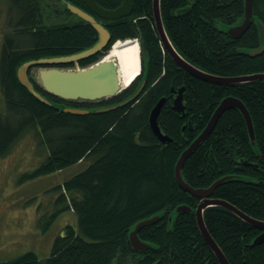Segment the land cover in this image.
Returning <instances> with one entry per match:
<instances>
[{
    "label": "trees",
    "instance_id": "1",
    "mask_svg": "<svg viewBox=\"0 0 264 264\" xmlns=\"http://www.w3.org/2000/svg\"><path fill=\"white\" fill-rule=\"evenodd\" d=\"M70 1L92 12L84 0ZM254 1L252 24L238 38L225 27L244 19V0H161V16L175 48L196 67L218 76L251 75L264 72V51L249 54L251 48L261 45L256 21L264 23V0ZM56 2L77 20L45 24L43 0H9L8 22L14 31L4 37L0 59L4 99L0 103V154L8 153L30 129L47 152L46 159L28 173L31 178L88 160L86 167L56 187L61 209L73 210L77 223L66 225L55 237L49 256L40 259L30 250L0 260V264H220L196 221L195 209L201 199L179 185L175 165L221 99L240 98L254 121L255 145L242 112L227 109L211 135L190 154L182 174L196 188L209 187L226 177L215 187L213 197L226 199L264 220V79L216 84L195 77L163 48L155 27L153 0H133L134 10L127 17L103 19L96 15L110 29V42L78 62L87 66L105 55L119 38L138 36L142 38L143 66L131 86L100 100H63L47 94L32 80L44 94L66 106H111L132 96L146 78L142 94L129 104L100 113L75 114L55 108L22 85L17 77L19 65L34 57L75 53L98 41V32L88 21L73 14L64 2ZM97 2L117 8L122 0ZM54 11L60 13L57 8ZM183 85L185 114L173 108L171 95L172 87ZM162 97L167 99L158 121L163 133L173 138L168 143L155 135L149 124L150 112ZM181 204L191 210L177 211ZM204 211L208 230L230 264H264V241L253 244L263 232L261 228L227 207L214 205ZM150 216L159 218L138 233L150 247L137 250L130 242L129 230Z\"/></svg>",
    "mask_w": 264,
    "mask_h": 264
},
{
    "label": "water",
    "instance_id": "2",
    "mask_svg": "<svg viewBox=\"0 0 264 264\" xmlns=\"http://www.w3.org/2000/svg\"><path fill=\"white\" fill-rule=\"evenodd\" d=\"M52 1V0H50ZM53 1H62L65 3L67 9H69L73 14L75 13L81 19L88 21L94 30L98 32L97 42L93 45L87 47L86 49H82L76 51L75 53L65 54V55H54V56H44V57H34L33 59H28L22 62L17 69V77H19L22 85L29 89V91L39 98L45 104H49L55 108H62L64 111H70L75 114H87L90 111L93 112H101V111H109L111 109L120 108L126 104L133 102V100L137 99L141 94L143 89L146 86V78H143L142 83L138 87V89L134 92V94L124 100L122 102L112 104L111 106H100L99 108H85V107H74V106H66L62 102L52 100L48 95L44 94L41 90H39L35 86V82L42 87L43 91L49 95L54 97H59L63 100H100L101 98H109L111 96L117 95V93L121 92L123 89L128 88L129 86H124L120 83L117 72V63L112 58L106 59L105 57L98 59L88 66L85 67H75L71 68L66 66L68 64H79L80 60L87 59V57L91 55L97 54L99 51H102L110 42L111 39V31L108 29L100 18L103 19H118L121 17L129 16L133 10V0H122L121 4L118 5L117 8H106L100 5L97 0H84L88 7L92 10L90 12L87 9H84L73 3L70 0H53ZM161 0H153V16L155 20V27L157 29L159 38L165 48H167L168 54L174 59L178 65L187 70L189 73L194 75L195 77H199L205 81H211L216 84H231V83H242V82H252V80H263V73H252L251 75H241V76H222L216 75L210 72H206L205 70L196 67L193 65L187 58H184L177 48L173 45L171 38L169 37L166 26H164L163 16H161ZM245 1V15L244 19L236 25H228L225 27V30L228 34L233 37H240L243 33L250 27L252 24L253 17L255 16L254 12V0H244ZM96 15L100 18H97ZM260 33V41L261 45L256 48H251L249 54L251 55H259L264 51V23L257 19ZM141 60V55H140ZM142 63V60H141ZM66 66V68H65ZM34 67H37L36 78L30 76V72ZM132 85V84H131ZM130 85V86H131ZM186 87L179 86L178 88H171V91L176 93V97L173 100V108L176 111H179L185 114V103L184 101V93ZM167 97L160 98L155 106L152 108L150 112L149 124L152 127V130L155 135H157L163 142L168 143L173 140L171 136L163 133L161 125H159L158 117L160 112L165 105ZM239 109L244 115L245 121L247 122V128L249 132V136L251 142L255 145L256 140V132L254 129V121L252 120L250 110H248L245 102L240 98L231 95L225 96L221 99L219 105L213 111V114L210 117V120L207 122V125L200 131L199 135L196 136L189 145L182 151L179 156V160L175 165V173L176 179L178 180L179 185L186 191L193 193L197 197L201 199V202L198 204L196 211V221L198 222V227L200 233H202L205 241L209 244L213 253L217 256L220 264H230L228 257L224 254L221 246L215 239L213 238L211 232H209L207 224L204 220L205 209L209 206L220 205L223 207H227L232 210L235 214L241 217L246 222H249L253 226L257 228H261L263 230L262 233L259 234L253 240V244H260V242L264 241V220L256 219L246 214L244 211L239 209L237 206H234L228 200L220 199L217 197H213L215 187H217L224 178L216 180L209 187L196 188L190 185L186 179H184L182 174V167L185 162L189 158L190 154L194 152L201 143L211 135V131L217 125L218 120L221 115L227 109L232 108ZM189 124H191L189 122ZM191 210V207L186 204L179 205L176 210ZM159 218V216H150L146 219L139 220L134 226L129 230L128 236L132 246L139 249H146L150 247V244L144 241L141 236L138 235L139 230L149 225L150 222H154Z\"/></svg>",
    "mask_w": 264,
    "mask_h": 264
},
{
    "label": "rangeland",
    "instance_id": "3",
    "mask_svg": "<svg viewBox=\"0 0 264 264\" xmlns=\"http://www.w3.org/2000/svg\"><path fill=\"white\" fill-rule=\"evenodd\" d=\"M47 3L43 0L45 24L57 22L64 25L77 20L66 13L60 3L52 1L48 6ZM8 5L9 0H0V59L4 37L14 31L8 22ZM55 8L60 13H56ZM119 41H115L101 58L109 55ZM142 54L141 49V60ZM72 66L69 67L77 68V65ZM37 70L34 67L30 75L36 78ZM3 100L0 91L1 105ZM34 133L33 130H26L8 153L4 156L0 154V260L18 257L30 250L35 251L40 259L45 258L52 251L55 237L65 231L64 227L77 223L73 210L61 209L56 187L61 180L80 172L89 161L82 160L58 172L31 178L28 173L37 168L47 154Z\"/></svg>",
    "mask_w": 264,
    "mask_h": 264
},
{
    "label": "bare ground",
    "instance_id": "4",
    "mask_svg": "<svg viewBox=\"0 0 264 264\" xmlns=\"http://www.w3.org/2000/svg\"><path fill=\"white\" fill-rule=\"evenodd\" d=\"M119 40V43L114 46L112 52H109L110 54L105 58H112L116 61L120 83H122L124 86H130L132 82L142 73V63L140 60L141 49H139V40L136 38H128L125 41L123 39ZM163 48L165 47L163 46ZM165 50H167V48Z\"/></svg>",
    "mask_w": 264,
    "mask_h": 264
},
{
    "label": "flooded vegetation",
    "instance_id": "5",
    "mask_svg": "<svg viewBox=\"0 0 264 264\" xmlns=\"http://www.w3.org/2000/svg\"><path fill=\"white\" fill-rule=\"evenodd\" d=\"M133 38H136V39H138L139 40V43H141L140 45L142 46V38H139L138 36L137 37H133ZM147 69V68H146ZM146 71V70H145ZM146 73H147V71H146ZM172 92V91H171ZM171 95L173 96V99H172V102H173V100H174V98L176 97V93H174V92H172L171 93ZM171 96V97H172ZM185 103V102H184ZM174 104V103H173Z\"/></svg>",
    "mask_w": 264,
    "mask_h": 264
}]
</instances>
